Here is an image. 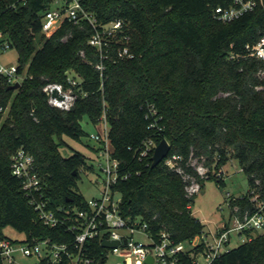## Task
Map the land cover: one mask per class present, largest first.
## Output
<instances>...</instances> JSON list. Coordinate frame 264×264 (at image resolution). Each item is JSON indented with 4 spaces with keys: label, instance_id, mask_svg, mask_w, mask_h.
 Wrapping results in <instances>:
<instances>
[{
    "label": "trees",
    "instance_id": "trees-1",
    "mask_svg": "<svg viewBox=\"0 0 264 264\" xmlns=\"http://www.w3.org/2000/svg\"><path fill=\"white\" fill-rule=\"evenodd\" d=\"M82 3L100 24L122 20L128 35V40L122 35L111 40L102 71L99 52L88 43L93 28L87 21H65L46 36L41 16L47 0H0V29L17 51L18 71L29 74L18 89H9L0 74V106L5 108L0 114V240L9 238L3 229L10 226L29 242L49 238L71 246L74 233L66 227L74 221L73 210L86 204L78 190L80 172L93 166L85 165L78 150L63 156L59 144L63 135L81 140L82 119L96 123L104 112L113 155L127 175L113 186L122 196L123 214L139 217L153 234L165 230L175 242L190 243L203 233L204 224L191 210L197 194L188 196L185 187L191 178L200 190L210 178L222 185V174L212 170H221L230 159L237 160L248 180L246 193L230 200V213L242 216L264 203V59L251 51L264 34V0L230 22L213 17L222 0ZM125 45L132 57L119 56ZM68 74L81 80L87 95L62 111L48 103L43 86L66 84ZM163 138L170 144L167 157H177L181 173L165 160L152 167L151 155L139 158L147 140L158 144ZM21 147L34 157L47 208L66 216V224L51 228L38 219L11 170V156ZM193 159L208 167L207 176L197 174ZM87 252L106 259L98 241ZM211 264H264V231Z\"/></svg>",
    "mask_w": 264,
    "mask_h": 264
},
{
    "label": "built area",
    "instance_id": "built-area-1",
    "mask_svg": "<svg viewBox=\"0 0 264 264\" xmlns=\"http://www.w3.org/2000/svg\"><path fill=\"white\" fill-rule=\"evenodd\" d=\"M213 9V17L222 22H230L245 13L254 11L263 0H222ZM25 4L27 0H18ZM16 4H13L15 6ZM65 21L80 24L87 21L93 28L88 39L89 45L99 52L100 60L97 67L104 69L103 59L107 57L109 44L118 35L128 40L124 33V23L117 19L100 24L94 14L88 11L82 0H47L46 9L41 16V32L46 36L51 35ZM12 48V43L7 34L0 29V51L5 52ZM252 54L257 58L264 59V34L251 46ZM120 57H132L128 46L119 49ZM19 63L11 65L0 64V74L4 75L9 84L22 83L29 74L18 71ZM81 80L73 74L66 76V84L63 82H47L43 91L47 96L48 103L62 111L70 110L79 96L85 97L87 93L81 88ZM5 108L0 106V114ZM150 114L155 115L156 110L150 108ZM100 120H103L105 128L102 133L93 135V139L99 142L97 149L98 157L102 159L98 163L99 169L105 174L101 182L100 195L86 200L83 208L74 211V221L68 224L66 229L74 233L71 246L66 242H55L49 238L29 242L26 240L12 241L9 238L0 240V262L3 264L17 263L16 254L36 257L33 264H97L98 259L88 254L91 242L98 241L101 246L103 241H118L115 247H104L105 256L109 253L122 257L116 264H201L198 260L200 255L204 264H211L222 253L229 250L231 234L234 233L242 242L250 241L257 232L264 230V203L258 202L253 212H245L242 216L230 213L227 222L219 225L214 232H203L188 242H175L165 230L153 234L146 222H141L139 217L125 216L121 209L122 196L113 188L121 178L127 177L119 171L120 161L113 155V147L108 136V123L105 112ZM107 125V126H106ZM150 126H153L151 124ZM157 144L149 139L139 151V158L152 156V149ZM177 157H166L165 163L181 173L177 167ZM197 174L205 177L209 169L196 159L191 161ZM12 173L21 179L22 189L29 197L30 204L37 212L38 219L51 228L66 224V216L47 208L42 199V185L34 171V157L24 148L17 149L11 156ZM216 176L223 175L222 169L212 170ZM189 178V177H187ZM185 190L188 196L200 191V183L191 178ZM252 200H256L253 197ZM67 213L69 211H66ZM135 233L148 238V241L136 240ZM186 244H190L189 247ZM151 257L150 262H146ZM105 261V260H104ZM104 261L102 264H104Z\"/></svg>",
    "mask_w": 264,
    "mask_h": 264
},
{
    "label": "rangeland",
    "instance_id": "rangeland-1",
    "mask_svg": "<svg viewBox=\"0 0 264 264\" xmlns=\"http://www.w3.org/2000/svg\"><path fill=\"white\" fill-rule=\"evenodd\" d=\"M17 63L18 56L15 48H9L5 52L0 51V64L11 65ZM260 76L264 79V70L260 72ZM81 124L85 132L81 140L63 135L62 141L59 144V151L63 156L68 157L75 150H78L86 157L85 165L93 166V170L84 168L80 172V179L78 181L79 192L88 200L100 195L101 182L105 178V174L101 172L98 166V163L102 161L97 153L99 142L92 137L99 132L102 133L105 125L103 120L93 123L86 116L82 119ZM222 172L223 184L218 185L214 178L206 179L202 189L191 203L192 214L204 224L205 232H214L219 225L227 222L230 218V200L241 196L248 190L247 177L241 170L237 160H228L222 167ZM3 233L13 240L21 241L25 239L23 232H19L10 226L5 227ZM134 236L136 240L148 241V238L141 234L135 233ZM241 243V238L232 233L228 248H233ZM186 246L189 247L190 244H186ZM16 259L17 263L11 264H33L36 262V257L24 256L21 253L16 254ZM120 260H122V257L109 253L104 264H116ZM198 260L201 264L205 263L200 255L198 256Z\"/></svg>",
    "mask_w": 264,
    "mask_h": 264
},
{
    "label": "water",
    "instance_id": "water-1",
    "mask_svg": "<svg viewBox=\"0 0 264 264\" xmlns=\"http://www.w3.org/2000/svg\"><path fill=\"white\" fill-rule=\"evenodd\" d=\"M20 87V83L16 82L14 84H10L8 86L9 89H18ZM170 151L169 142L163 138L160 142L155 146L153 155L151 156V166L154 167L162 162L168 155ZM118 245V241H103L102 246L104 247H115ZM151 257H148L146 262H150ZM102 259L98 261L97 264H102Z\"/></svg>",
    "mask_w": 264,
    "mask_h": 264
}]
</instances>
